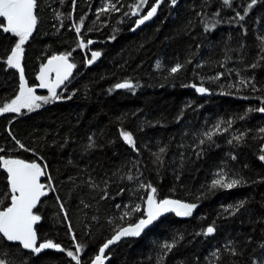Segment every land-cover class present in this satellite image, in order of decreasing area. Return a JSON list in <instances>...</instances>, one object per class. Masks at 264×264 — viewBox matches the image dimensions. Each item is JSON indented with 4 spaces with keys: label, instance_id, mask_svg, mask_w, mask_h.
Masks as SVG:
<instances>
[{
    "label": "trees",
    "instance_id": "obj_1",
    "mask_svg": "<svg viewBox=\"0 0 264 264\" xmlns=\"http://www.w3.org/2000/svg\"><path fill=\"white\" fill-rule=\"evenodd\" d=\"M139 1L37 0V26L24 45L22 62L27 86L40 88L37 77L53 56L70 53L76 65V75L59 99L35 111L0 115V157L47 165L43 184L48 194L34 211L41 216L39 243L51 240L73 252L77 243L88 244L80 256L82 264H91L117 229L144 218L150 190L139 188L142 183L157 189V200L197 207L190 217L164 213L140 236L109 250V264H210L216 249L221 256L216 264L262 261L264 113L256 109L264 107V60L255 69L250 65L264 47V0L243 21L236 14L243 15L250 0H233L231 8L222 0H178L175 6L162 0L152 21L137 27L132 10ZM155 3L147 0L145 11ZM106 6L109 11H101ZM0 22L6 25L2 17ZM17 40L0 30V106L19 94V75L4 62ZM81 40L86 47L79 46ZM93 51L101 55L89 65ZM177 63L183 69L170 75ZM242 77L252 78L257 90L239 86ZM125 80L136 85L134 91L115 89ZM192 85L208 91L201 94ZM34 94L50 95L44 89ZM216 125L219 133L201 145L204 133ZM122 131L133 135L136 150L123 140ZM242 134L240 143L232 139ZM161 148L166 152L161 154ZM153 153L161 155L163 164ZM220 170L244 183L210 190ZM0 201V210L10 206L2 167ZM241 202L244 207L235 215L225 211ZM135 205L141 211H134ZM208 226L216 228L212 237L199 234ZM174 238L176 246L165 254L162 245ZM229 241L240 255L226 250ZM0 259L75 264L66 252L33 254L4 240Z\"/></svg>",
    "mask_w": 264,
    "mask_h": 264
},
{
    "label": "snow or ice",
    "instance_id": "obj_2",
    "mask_svg": "<svg viewBox=\"0 0 264 264\" xmlns=\"http://www.w3.org/2000/svg\"><path fill=\"white\" fill-rule=\"evenodd\" d=\"M162 0H156L154 6L136 21V26L144 24L145 21L150 20L156 13L157 9L160 6ZM178 0H171V4L175 6ZM259 2V0H250L247 4L245 12L241 15L239 12L236 14L238 20L243 21L245 16L248 15V12ZM223 5L231 8L233 0H222ZM147 0H140V4L136 6V10L133 11L132 15H138L141 5H146ZM38 7L37 0H0V17L4 18L6 25L3 22H0V30L3 33H10L12 36L18 38L14 43V47L10 50V55L7 56L4 61L9 68H14L20 73V90L19 94L12 99L10 102L4 103L0 106V115L5 113H17L20 114L21 109H27L28 111H35L39 109L42 104H47L50 101H55L60 98L57 93V88H59L65 81L69 80V77L72 75V69L76 67L74 63L69 62V54L53 56L48 60V64L41 68L40 75L37 79L40 81L39 87L47 88L49 91V96H38L35 95V89L28 87L24 79V70L22 67V60L24 57V45L29 41V38L32 36L34 30L37 26L38 16L36 14V9ZM112 10L116 9L115 4L110 5ZM101 11H109V7L101 9ZM219 12L215 13L216 16H219ZM57 18H60V14H57ZM82 23V22H81ZM214 26V25H213ZM77 34L79 35L81 29L79 26L75 28ZM206 31L209 30L206 26ZM262 44H264V37L260 38ZM88 43H92L88 41ZM79 46L81 48L86 47L83 40L80 41ZM261 55L256 63L250 65L251 68L255 69L260 66L259 61L264 60V47L261 48ZM101 55L98 51H93L91 53V59L87 61L89 65L95 62L97 58ZM188 63H191L189 60ZM199 66V65H198ZM160 65L157 64V68ZM184 65L177 63L169 69L170 75H175L183 69ZM52 71L56 73L55 82H51L48 78V74ZM219 79V76L217 77ZM239 86L244 88L252 87L255 91L256 86L252 78H240L238 82ZM136 85H134L130 80H125L124 82L117 83L115 89H127L134 91ZM196 91L204 94L208 90L204 87H196ZM233 87V85H229ZM261 103L264 104V98L261 99ZM251 111V109H250ZM261 113H264V107L256 109ZM228 124H231V121H228ZM227 129H225L226 131ZM220 131V125L215 126V131H209L204 133V139L200 140V144L203 145L205 141H212L213 136L218 134ZM261 132H264V128L260 129ZM121 135L123 140L136 150L135 140L133 135L127 131H122ZM91 139V138H90ZM236 140L237 143H240L243 140V134L241 136H234L232 138ZM19 143V141H17ZM229 144L232 143V140L228 141ZM21 148H24L25 151L29 149L25 148L23 144H20ZM88 148L94 147V144L87 145ZM2 151V149H0ZM264 152V149H261ZM166 149L161 148L160 153H165ZM156 156V160L163 164V160L160 154L153 153ZM199 155V153H197ZM235 159V156L232 157ZM261 161H264V155L259 157ZM0 167L7 173V180L9 184V198L10 206H7L0 210V240L7 241L10 244H17L24 250H28L33 254H39L45 249H55L59 252H66V255L75 261V264H82L80 253L83 252V247L77 243L75 245V252L71 250H66L57 243H54L51 240L38 243L37 230L34 227L40 220L41 216L34 214L33 209L37 207V204L40 202L41 197L46 196L48 193L45 191L46 185L40 182V177L46 174L47 165L43 168L40 164L35 162H26L22 159H12L0 157ZM51 177H49V180ZM129 181L133 180L131 175L127 176ZM107 183V182H105ZM244 183L243 178H230L229 175L220 170L214 174V178L210 184L211 189H226L231 190L233 188L239 187ZM92 187L96 188L98 185L95 183L92 184ZM139 188L150 190L149 195L146 199L147 209L145 211L144 218L138 220L134 225L128 227L119 228L116 230L115 235L112 236L102 247L99 248L98 254L92 259L91 264H105L107 257L105 256L106 249L110 245H113L121 240L122 237H138L141 235L143 230L151 225L153 221L157 220L160 216L167 212H175L177 216L181 217H190L193 214V211L196 209L197 204L194 203H184L179 200L173 199H163L157 200L156 192L157 189L151 184L144 185L140 184ZM54 191V189H53ZM102 199L107 198V192L105 190V195L101 197ZM2 203V201H0ZM61 210H63V204L60 205ZM244 207L243 202L235 206H229L225 211H231L233 215L236 214L241 208ZM134 211H141L139 205L134 206ZM125 216L130 215L129 212H125ZM67 218L65 214V219ZM123 218V217H121ZM111 222V221H110ZM216 232L214 226H208L202 233L205 237L213 236ZM75 240V236L72 237ZM182 239V237H179ZM177 240L174 238L172 242H165L162 245V248L167 252H171L172 249L176 246ZM261 248H264V244L260 245ZM226 250L232 255H240L234 247H232V242L229 241L225 245ZM212 259L210 264H216L217 261L221 259L220 250L216 249L212 252ZM162 259V258H161ZM0 264H9L5 259H0ZM252 264H264V260L257 261L253 259Z\"/></svg>",
    "mask_w": 264,
    "mask_h": 264
},
{
    "label": "water",
    "instance_id": "obj_3",
    "mask_svg": "<svg viewBox=\"0 0 264 264\" xmlns=\"http://www.w3.org/2000/svg\"><path fill=\"white\" fill-rule=\"evenodd\" d=\"M165 1L171 3V0H165ZM138 4H140V1L136 4V6H137ZM136 6L133 8L132 13H133V11L136 10ZM141 7H142V5H141ZM141 7H140V9H141ZM140 9H139L138 15H132L134 18H138V17H140V11H141ZM152 19H153V17H152L150 20L145 21V23L142 24V25H140V26H146L147 24H149V23L152 21ZM57 56H58V55H57ZM50 59H51V58H50ZM22 62H23V60H22ZM69 62H70V60H69ZM70 63H71V62H70ZM47 64H48V60L45 62L44 66H46ZM44 66H43V67H44ZM13 69H14V68H13ZM14 70L18 73V75H19V79H20V73H19V71L16 70V69H14ZM75 75H76V69L73 68V69H72V75H71V77H69V80H68V81H65L64 84H62L59 88H57L56 91H57V93H58L59 95H62V94L65 92V90H66V86H67L69 83H71V82L73 81ZM48 78L51 79V82H55V79H56V73H55V71L50 72V73L48 74ZM24 79H25V78H24ZM25 82H26V81H25ZM20 83H21V81H20ZM42 89L48 91L47 88H41V87H40V88L35 89V92H37V91H39V90H42ZM116 90H117V91H127V89H116ZM35 92H34V93H35ZM48 92H49V91H48ZM43 181H44V175L40 177V182H41L42 184H43ZM43 198H44V196L41 197V200H40V202L37 204V207L41 204ZM37 207L33 209V212L37 209ZM34 227L37 228V224L34 225ZM146 228H147V227H146ZM146 228H145V229H146ZM145 229H144V230H145ZM144 230H143V231H144ZM37 237H38V235H37ZM210 237H212V236H210ZM129 238H131V237H122L120 241H118L117 243H115V244H113V245H110L109 248L106 249V251H105V256L107 257V253H108L109 250H111L113 247L119 245L121 242H123V241H125V240H127V239H129ZM38 243H39V239H38ZM14 245H17V244H14ZM23 250H24V249H23ZM24 251H25V252H30V251H28V250H24ZM30 253H31V252H30ZM109 262H110V259L107 257V259L105 260V264H109Z\"/></svg>",
    "mask_w": 264,
    "mask_h": 264
},
{
    "label": "rangeland",
    "instance_id": "obj_4",
    "mask_svg": "<svg viewBox=\"0 0 264 264\" xmlns=\"http://www.w3.org/2000/svg\"><path fill=\"white\" fill-rule=\"evenodd\" d=\"M142 9V8H141ZM140 9V10H141ZM147 13V12H146ZM99 58H97L95 61H97ZM50 81H51V79H49ZM35 95H37V94H35ZM23 110H27V109H21V112H23ZM173 213H175V212H173ZM82 247H83V252L88 248V244H83V245H81ZM45 250H47V249H45ZM44 250V251H45ZM82 252V253H83Z\"/></svg>",
    "mask_w": 264,
    "mask_h": 264
},
{
    "label": "flooded vegetation",
    "instance_id": "obj_5",
    "mask_svg": "<svg viewBox=\"0 0 264 264\" xmlns=\"http://www.w3.org/2000/svg\"><path fill=\"white\" fill-rule=\"evenodd\" d=\"M145 6L146 5H142V9L140 11V17L136 18L137 20L140 19L142 16L146 15V11H145Z\"/></svg>",
    "mask_w": 264,
    "mask_h": 264
}]
</instances>
